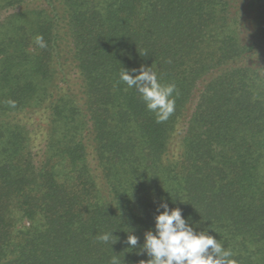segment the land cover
<instances>
[{"label":"trees","instance_id":"1","mask_svg":"<svg viewBox=\"0 0 264 264\" xmlns=\"http://www.w3.org/2000/svg\"><path fill=\"white\" fill-rule=\"evenodd\" d=\"M5 11L0 264H139L161 198L238 264H264V0H0ZM141 65L176 85L164 122L120 80ZM41 112L45 125L23 118Z\"/></svg>","mask_w":264,"mask_h":264},{"label":"clouds","instance_id":"2","mask_svg":"<svg viewBox=\"0 0 264 264\" xmlns=\"http://www.w3.org/2000/svg\"><path fill=\"white\" fill-rule=\"evenodd\" d=\"M34 42L41 48L46 47L42 35L34 37ZM120 80L128 89H135L146 109L155 113L158 123L166 121L175 111L176 85L161 83L152 66L141 65L139 69H122ZM15 106L14 101H9ZM212 231V230H211ZM113 234L97 237L107 243ZM139 237L129 233L126 243L131 249L136 248ZM140 253L146 254L147 260L139 264H238L233 253L221 240L210 234L209 229H201L199 223L186 219L180 207H170L161 198L154 215V228L144 233V243ZM112 264H116L113 259Z\"/></svg>","mask_w":264,"mask_h":264},{"label":"rangeland","instance_id":"3","mask_svg":"<svg viewBox=\"0 0 264 264\" xmlns=\"http://www.w3.org/2000/svg\"><path fill=\"white\" fill-rule=\"evenodd\" d=\"M9 12H12V11H9ZM9 12H7V11H5V12H2L1 14H0V20L1 19H3ZM74 78V77H73ZM75 82V81H74ZM22 116V115H21ZM33 116V118H34V120H33V123L34 124H36L37 126L38 125H45V119H46V115H45V113L44 112H41V113H35V114H31L30 115V113H24L23 114V118H25V119H28V118H30V117H32ZM37 147L38 148H34V152L36 151L37 152V150H38V152H41L42 151V149H43V141H42V138L40 139V143H39V145H37Z\"/></svg>","mask_w":264,"mask_h":264}]
</instances>
